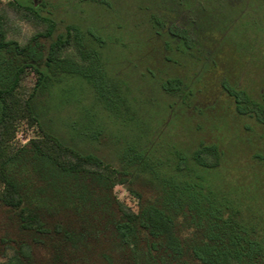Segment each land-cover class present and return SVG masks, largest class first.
Instances as JSON below:
<instances>
[{"label":"trees","instance_id":"1","mask_svg":"<svg viewBox=\"0 0 264 264\" xmlns=\"http://www.w3.org/2000/svg\"><path fill=\"white\" fill-rule=\"evenodd\" d=\"M38 16L46 29L21 44L8 37L0 13V264H264V211L252 200L258 190L243 199L237 188L234 198L228 183L214 178L218 145L184 146L182 135L150 141L149 112L126 97H101L100 106H83L73 120L42 125L35 107H44L58 84L89 77L68 51L84 62L101 60L110 36L95 25L60 26ZM168 33L190 51L178 27ZM29 70L38 80L22 100L17 90ZM223 87L238 115L264 123V102ZM186 88L179 76L161 82L172 96ZM27 117L40 123L42 136L10 145L17 121ZM116 185L138 200L137 212L118 199Z\"/></svg>","mask_w":264,"mask_h":264},{"label":"rangeland","instance_id":"2","mask_svg":"<svg viewBox=\"0 0 264 264\" xmlns=\"http://www.w3.org/2000/svg\"><path fill=\"white\" fill-rule=\"evenodd\" d=\"M69 1L0 0L8 37L21 44L46 29L47 24L38 14L55 19L60 26L95 25L100 33L110 36L101 60L84 62L75 49L68 51L71 61L88 71L89 77L85 84L77 79L58 84L45 106L35 107L42 125L51 119L61 122L67 115L73 120L81 115L83 106H100L101 97L114 102L124 97L132 99L152 118L144 129L150 141L159 135L172 139L182 135L184 146H197L199 142L218 145L222 158L214 178L225 180L234 198L237 188L244 192L243 199L257 189V198L253 196L252 200H259L260 211H264V168L259 158H264V123L238 115L234 99L223 87L224 82L228 83L264 102V2ZM34 5L36 10L32 9ZM173 26L187 36L190 51L168 33ZM253 32L258 40H250ZM175 76L187 85L178 96L161 89L163 80ZM37 80L38 75L29 70L17 96L28 99ZM13 133L10 145L17 147L40 138L43 129L27 117L17 121ZM133 136L137 140L139 134ZM114 192L137 212L138 200L125 186L116 185Z\"/></svg>","mask_w":264,"mask_h":264}]
</instances>
